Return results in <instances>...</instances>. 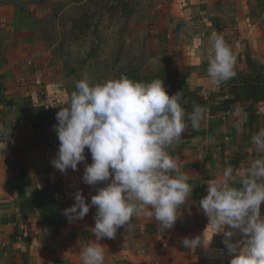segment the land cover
<instances>
[{"label":"crops","instance_id":"1","mask_svg":"<svg viewBox=\"0 0 264 264\" xmlns=\"http://www.w3.org/2000/svg\"><path fill=\"white\" fill-rule=\"evenodd\" d=\"M37 2L0 0V76L4 87L0 124L12 130L14 112L7 113L3 95L9 101L33 95V112L40 107L53 112L51 120L42 123L46 126L41 135L44 139L31 140L32 131L27 130L26 135L19 127L16 134L11 131L8 148L0 155V260L1 264H82L80 248L95 240L91 229L96 208L91 207L82 220L71 222L63 210L75 203L78 190L90 203L91 196L107 182L84 183L85 166L92 163L87 148L85 161L75 171L69 168L62 173L51 163L60 144L54 130L56 114L74 89L70 92L60 50L55 45L47 48L40 36L38 25L43 15L36 9ZM147 16L152 24L148 49L153 59L165 62L170 95L175 94L173 90H197L203 96L218 92L222 84L212 85L206 73L213 32L224 34L237 57L236 76L224 86L238 84L239 74L247 71L246 54L264 67V0H151ZM57 54L60 64L53 68L50 62ZM262 127L264 117L257 116L255 128ZM256 132L251 128L248 104H236L228 113H207L199 131L192 130L189 123L181 140L169 149L193 186L174 227L160 234L158 223L143 217L134 220L129 231L119 228L114 238L100 241L106 247L105 264H229L231 256L223 234L214 235L208 248L199 246L194 252L184 248L182 240L202 235L209 224L199 208L200 199L207 194V180L237 163L231 161L236 154L243 156L235 169L238 176L252 160L264 155L251 142ZM20 189L25 198L48 204L50 210L44 218L36 213L23 219ZM261 212L264 214V205Z\"/></svg>","mask_w":264,"mask_h":264},{"label":"clouds","instance_id":"2","mask_svg":"<svg viewBox=\"0 0 264 264\" xmlns=\"http://www.w3.org/2000/svg\"><path fill=\"white\" fill-rule=\"evenodd\" d=\"M209 41L206 73L209 82L219 86L236 76L237 57L223 33L213 32ZM184 103L183 92L169 95L159 77L142 81L121 74L97 82L84 75L75 82L68 103L56 114L54 130L60 144L51 163L62 173L75 171L85 161L87 148L92 163L85 166L84 183L107 182L90 203L78 190L75 203L63 210L71 222L96 208L91 229L95 240L80 248L82 264H105L106 247L100 241L114 238L121 227L131 230L134 220L154 219L160 234L174 227L193 186L169 149L181 140L189 123L199 131L208 113L199 104L186 111ZM11 131L0 124V155L8 148ZM251 142L264 154V127ZM262 205L264 155L252 160L242 176L233 166L224 167L207 180V194L199 201L208 226L202 235L185 237L183 247L193 252L199 246L208 248L214 235L223 234L229 264H264ZM237 235L241 238L233 241Z\"/></svg>","mask_w":264,"mask_h":264},{"label":"rangeland","instance_id":"3","mask_svg":"<svg viewBox=\"0 0 264 264\" xmlns=\"http://www.w3.org/2000/svg\"><path fill=\"white\" fill-rule=\"evenodd\" d=\"M37 1L36 9L43 15L38 25L40 36L47 42V48L55 45L54 48L60 50L61 61L67 67L65 77L70 81V92L84 75L98 82L132 70L144 73L166 70L165 62L153 59L148 49L152 24L147 21V15L151 0H127V9L110 11V7L117 6L113 0L107 7L99 6L102 8L96 7L97 0ZM73 26L82 29L73 30ZM60 58L57 54L50 65L54 68L60 64ZM32 96L10 101L6 95L2 98L7 102V113L14 112L10 121L13 133L21 127L26 135L27 130L32 131L28 137L35 141L44 139L41 135L46 126L35 120L36 100Z\"/></svg>","mask_w":264,"mask_h":264},{"label":"trees","instance_id":"4","mask_svg":"<svg viewBox=\"0 0 264 264\" xmlns=\"http://www.w3.org/2000/svg\"><path fill=\"white\" fill-rule=\"evenodd\" d=\"M112 0H97L96 7H99L103 4L108 6ZM116 2L117 6L110 7V10L118 9L121 10L127 9L129 2L127 0H113ZM73 30H81L82 27L73 26ZM246 62L248 69L246 72H241L239 74V82L236 84L232 82L224 86L222 84L217 93L211 96H203L197 90L194 91H185L184 97L187 99V102L184 103L186 111H191L193 104L204 105L208 109V113L216 115L219 113H228L236 104H248L249 112L251 113V128L255 131H258L255 128V123L257 122V116L254 113V108L258 102L264 99V67L259 65L255 60L252 59L250 54H246ZM127 75L135 80L150 81L153 78L159 77L164 80L165 86L170 94V84L168 81V72L167 70H160L151 73H144L140 70H132L127 73ZM4 89L2 86V77L0 76V93ZM35 120L39 123L49 122L53 117V112L46 107L35 108ZM243 156L236 154L231 158V161L237 160V163L233 164V168H238V161L242 160ZM19 199H20V212L23 219L27 218L30 215L40 213L42 217L49 212L50 208L48 204L44 201H34L32 198H25L23 191L19 190ZM44 220V219H43ZM1 264V260H0Z\"/></svg>","mask_w":264,"mask_h":264},{"label":"built area","instance_id":"5","mask_svg":"<svg viewBox=\"0 0 264 264\" xmlns=\"http://www.w3.org/2000/svg\"><path fill=\"white\" fill-rule=\"evenodd\" d=\"M254 113L256 116L264 117V99L256 104Z\"/></svg>","mask_w":264,"mask_h":264}]
</instances>
